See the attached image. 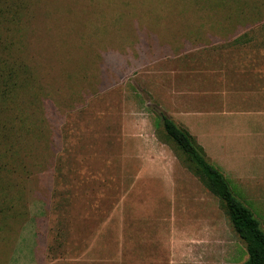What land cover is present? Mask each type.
<instances>
[{"label":"rangeland","instance_id":"rangeland-1","mask_svg":"<svg viewBox=\"0 0 264 264\" xmlns=\"http://www.w3.org/2000/svg\"><path fill=\"white\" fill-rule=\"evenodd\" d=\"M3 2L14 18H0V54L29 68L31 86L0 102V264H243L245 243L216 197L158 138L156 106H138L154 102L146 84L155 68L147 66L157 59L227 41L262 48L264 0ZM262 114L245 108L227 117ZM143 120L158 155L137 148L138 126L128 123ZM217 159L264 231V171L235 173L227 165L238 157ZM158 162L174 166L184 187L137 178Z\"/></svg>","mask_w":264,"mask_h":264},{"label":"crops","instance_id":"crops-1","mask_svg":"<svg viewBox=\"0 0 264 264\" xmlns=\"http://www.w3.org/2000/svg\"><path fill=\"white\" fill-rule=\"evenodd\" d=\"M230 39L236 40L237 36ZM231 42L191 46L149 64L147 68L154 67L155 70L153 80L148 78L146 91L154 102L140 101L138 109L153 105L165 112L195 138L208 159L222 172L223 163L217 157L232 156L238 159L228 164V169L235 173H255L264 171V166L259 165L260 158L256 159L257 156L264 157V46L259 49L257 45ZM245 108L260 111L263 113L262 118L230 120L235 111ZM129 109L128 114L131 116L135 106L132 108L130 105ZM229 115L232 116L227 117ZM249 122L260 125L246 127ZM242 123L245 126L242 127ZM147 124L146 120L133 124L130 121L128 127L133 129L135 125L138 126L136 140L139 152L142 153L149 146L158 155L163 151L160 144L141 133H147V129L151 128V124ZM248 131L256 135H244ZM249 138L257 143L245 146L243 141ZM229 141H234L233 146L237 147L234 153L226 151L230 147ZM250 147L256 150L252 151ZM244 157L248 158L245 160ZM173 167L162 162L153 167L141 166L137 178L154 177V180L166 186L174 188L177 183L178 187H184L183 180L174 176ZM72 178L78 179L77 175ZM86 191L85 188L83 193ZM173 196L170 197L171 202ZM90 209L91 213L86 211L88 215L85 218L91 215L94 218L93 210ZM33 237L37 238L33 244V255L36 257L35 250L41 243L37 236ZM177 242L176 237L171 238V244L176 245Z\"/></svg>","mask_w":264,"mask_h":264},{"label":"trees","instance_id":"trees-1","mask_svg":"<svg viewBox=\"0 0 264 264\" xmlns=\"http://www.w3.org/2000/svg\"><path fill=\"white\" fill-rule=\"evenodd\" d=\"M3 1L0 0V18L10 23L14 14L8 7H1ZM30 75L24 64H11L0 54V102L17 99V91H26L31 86ZM156 111L161 125L158 132L160 141L167 144L186 170L216 197L234 232L245 243L247 259L243 264H264V231L252 210L236 197L229 180L208 159L195 138L165 112L157 108Z\"/></svg>","mask_w":264,"mask_h":264}]
</instances>
